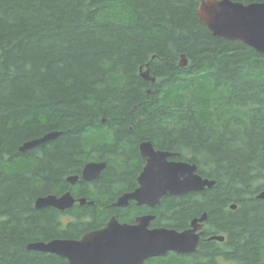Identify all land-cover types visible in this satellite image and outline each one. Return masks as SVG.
<instances>
[{
    "label": "trees",
    "instance_id": "trees-1",
    "mask_svg": "<svg viewBox=\"0 0 264 264\" xmlns=\"http://www.w3.org/2000/svg\"><path fill=\"white\" fill-rule=\"evenodd\" d=\"M198 3L0 0V264H67L26 243L76 236L116 214V190L140 163L137 142L147 138L182 148L184 160L216 181L159 205L177 229L206 212L227 234L226 245L181 264H264V199L256 197L264 189V54L213 35L198 19ZM113 4L131 17L110 18ZM146 63L153 82L140 76ZM104 130L110 140L86 141ZM50 131L60 133L18 151ZM98 158L107 160L99 194L79 210L88 221L65 227L60 211L34 206Z\"/></svg>",
    "mask_w": 264,
    "mask_h": 264
},
{
    "label": "water",
    "instance_id": "water-1",
    "mask_svg": "<svg viewBox=\"0 0 264 264\" xmlns=\"http://www.w3.org/2000/svg\"><path fill=\"white\" fill-rule=\"evenodd\" d=\"M197 16L213 35L228 40H238L264 54V0L244 3L237 0H199ZM188 63L184 53L179 65ZM140 76L146 81H155L148 63L139 68ZM60 132L50 131L40 137L28 139L18 146L19 152L36 147L55 138ZM141 156L146 160L143 171L138 176L139 186L132 192L121 195L115 206H126L130 199L138 204H157L166 194L180 195L211 188L215 179L203 177L197 172V165L189 161H171L167 158L171 151L155 150L151 142L140 144ZM106 162H89L82 175L91 179L99 175ZM264 199V189L256 194ZM69 194H54L36 197L34 206L38 209L55 207L64 210L72 206ZM235 203L230 204L234 209ZM151 215L141 216L137 223L119 222L112 216L107 223L90 230L77 239L54 238L49 241H31L27 250L47 252L65 258L69 264H142L145 258L162 255L168 251L189 253L196 249L200 227L206 212L191 220L190 227L178 231L171 228H149ZM213 238L222 240V236Z\"/></svg>",
    "mask_w": 264,
    "mask_h": 264
},
{
    "label": "flooded vegetation",
    "instance_id": "flooded-vegetation-1",
    "mask_svg": "<svg viewBox=\"0 0 264 264\" xmlns=\"http://www.w3.org/2000/svg\"><path fill=\"white\" fill-rule=\"evenodd\" d=\"M102 121H105V120L103 119ZM142 142H151V144L153 145V148L155 150L171 151L172 155L167 158L168 160L186 161V160H184V157H183V149L182 148H180V150H179L178 148H167V147H163V146L161 147L158 144L154 143L152 141V139H150V138L139 140L137 142V151H138V157H139L140 163L138 165H136V167L134 169H132L128 174H126V178H124V180L127 179L125 187L123 185V186H121V188L116 190L115 199L112 201L113 204H114V202H116L118 200V198L121 195H123L127 192H132L139 186L138 176L143 171L144 166L146 164V160L141 156V153H140V144ZM89 162H106V166H105V168H103L100 171L98 176L91 178V179H85L82 175V172H83L84 166ZM106 167H107V160H105V159L98 158V159L86 160L80 166V168L78 169L77 172L70 173V174H67L64 176L63 179L65 180V182L67 184V186L64 189H62L58 193H56V192L48 193V194H54L58 197L65 194V193L69 194L71 196V198L73 200L72 206H70L64 210H60V209H57L55 207H51V208H54V209L60 211L63 214L62 220H63V224L65 225V227H67L69 224H70V227H73L72 223H76V222L84 223V221L89 220L90 213H87V212H81L80 213L79 210L85 206L94 204L95 195L99 194L98 188H100V184H98V181H99V178L101 177L102 173L106 169ZM205 189H208V188H205ZM194 192H196V191H194ZM48 194H46V195H48ZM180 195H182V194H180ZM39 196H41V195H39ZM175 196H179V195L166 194L160 198V200L157 204H154V205H150L147 203L138 204L136 200H132V199H130L128 201V204L126 206H115V205H113V207H116L119 211H117L116 214L115 213L110 214L107 217L106 221L103 223V225H101V227L104 226L112 216H114L119 222H126V223H130V224H135V223H137V219L139 217L145 216V215H151V216H153V218L148 222L149 228L165 227V228L175 229L178 231L185 230V229L190 227V223H191L192 219L199 218L204 212H201L199 214H195V215L191 216V218L185 223V226H183L179 229H177L176 227H173L172 224L165 221L166 219H162V217L158 213V208H159V205L161 204V202L164 198L175 197ZM236 207H237V205H236ZM44 208H46V207H44ZM230 209H232V208H230ZM198 224H200V227H198L196 229V233H199L198 243H197L196 249L193 252L176 253L173 251H168L162 255H155V256L147 257L144 259L142 264H162L161 260H163L162 262H167V263L173 262V263H180L181 264V263H183V261H189V260L192 261L196 257H207L206 256V250H204L205 248H212L213 249V248H216L218 246L222 247L221 243H224L226 245V241H227L226 232H223L221 230L217 231L215 228H212L210 225V222L207 219V213H206L205 220L198 222ZM90 230H93V229L80 230L76 236H72V237H68V238L69 239L80 238L83 234H85L86 232H88ZM216 235L222 236L223 239L219 240V239L213 238ZM65 238H67V237H65ZM224 244H223V246H225ZM225 249H226V247H225ZM225 251L228 253V246H227V249ZM217 259L220 262H222L223 256H218L215 258V260L217 261ZM66 262H67V260H66ZM225 263L228 264L229 262L225 261ZM67 264H69V263L67 262Z\"/></svg>",
    "mask_w": 264,
    "mask_h": 264
},
{
    "label": "clouds",
    "instance_id": "clouds-1",
    "mask_svg": "<svg viewBox=\"0 0 264 264\" xmlns=\"http://www.w3.org/2000/svg\"><path fill=\"white\" fill-rule=\"evenodd\" d=\"M108 15L110 18L115 19L117 22L127 20L131 17L130 10L121 9L117 4H113L110 6ZM110 138L111 133L107 130L99 133L89 132L86 134V141L93 140L95 142H106L110 140Z\"/></svg>",
    "mask_w": 264,
    "mask_h": 264
},
{
    "label": "bare ground",
    "instance_id": "bare-ground-1",
    "mask_svg": "<svg viewBox=\"0 0 264 264\" xmlns=\"http://www.w3.org/2000/svg\"><path fill=\"white\" fill-rule=\"evenodd\" d=\"M53 239H54V238H53ZM67 239H69V238H67ZM50 240H51V239H50ZM35 241H43V240H35ZM48 241H49V240H48ZM29 242H31V241H29ZM29 242H27V243H29ZM27 243H26V244H27ZM25 247H26V246H25Z\"/></svg>",
    "mask_w": 264,
    "mask_h": 264
}]
</instances>
